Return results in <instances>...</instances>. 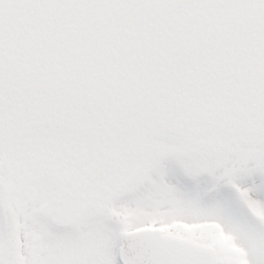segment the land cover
I'll use <instances>...</instances> for the list:
<instances>
[{
    "label": "snow or ice",
    "instance_id": "1",
    "mask_svg": "<svg viewBox=\"0 0 264 264\" xmlns=\"http://www.w3.org/2000/svg\"><path fill=\"white\" fill-rule=\"evenodd\" d=\"M0 264H264V0H0Z\"/></svg>",
    "mask_w": 264,
    "mask_h": 264
}]
</instances>
